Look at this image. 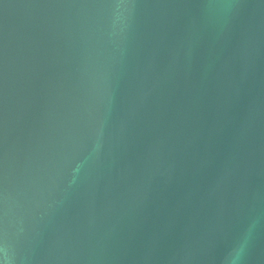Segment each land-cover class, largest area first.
<instances>
[{
  "label": "water",
  "instance_id": "95a60500",
  "mask_svg": "<svg viewBox=\"0 0 264 264\" xmlns=\"http://www.w3.org/2000/svg\"><path fill=\"white\" fill-rule=\"evenodd\" d=\"M0 264H264V0H0Z\"/></svg>",
  "mask_w": 264,
  "mask_h": 264
}]
</instances>
